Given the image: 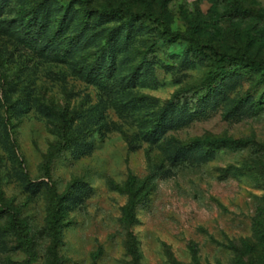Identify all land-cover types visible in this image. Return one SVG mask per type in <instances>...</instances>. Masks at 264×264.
Segmentation results:
<instances>
[{
    "label": "rangeland",
    "instance_id": "obj_1",
    "mask_svg": "<svg viewBox=\"0 0 264 264\" xmlns=\"http://www.w3.org/2000/svg\"><path fill=\"white\" fill-rule=\"evenodd\" d=\"M119 1L0 0V264H264V0Z\"/></svg>",
    "mask_w": 264,
    "mask_h": 264
},
{
    "label": "trees",
    "instance_id": "obj_2",
    "mask_svg": "<svg viewBox=\"0 0 264 264\" xmlns=\"http://www.w3.org/2000/svg\"><path fill=\"white\" fill-rule=\"evenodd\" d=\"M85 1V0H81ZM142 2L145 4V0H142ZM234 2L240 7V3L238 0H234ZM105 11L109 14H120L127 12L130 15H144V16H152V13H150L146 6H143V9L138 12L131 11L126 2L121 0L116 5L108 4ZM156 20L160 21L158 18L155 17ZM29 34V33H28ZM166 34L172 38H176L179 36L180 33H171L169 31L166 32ZM29 35H35L34 30L32 29L30 31ZM190 43H194L192 39H188ZM242 62V67L244 69H249L251 66H264V60L263 59H256L249 57L244 52L236 51V52H221L216 60V66L214 68H211L207 71V77L211 78L218 74L224 67L226 63H232V64H238L239 62ZM96 70V69H95ZM134 181V177H129L127 187L129 192V203H134V198H136V191L131 186L132 182ZM0 206L1 203H0ZM16 223L15 219H13V223ZM20 227V226H19Z\"/></svg>",
    "mask_w": 264,
    "mask_h": 264
}]
</instances>
